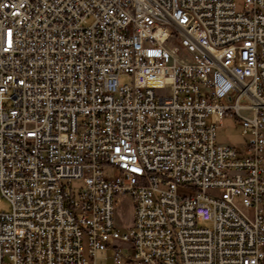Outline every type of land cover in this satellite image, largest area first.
<instances>
[{
	"label": "built area",
	"instance_id": "2783aa9c",
	"mask_svg": "<svg viewBox=\"0 0 264 264\" xmlns=\"http://www.w3.org/2000/svg\"><path fill=\"white\" fill-rule=\"evenodd\" d=\"M0 199V264H264V0H0Z\"/></svg>",
	"mask_w": 264,
	"mask_h": 264
},
{
	"label": "rangeland",
	"instance_id": "374dc122",
	"mask_svg": "<svg viewBox=\"0 0 264 264\" xmlns=\"http://www.w3.org/2000/svg\"><path fill=\"white\" fill-rule=\"evenodd\" d=\"M236 10H241L240 4L238 1H236ZM120 82L122 83H129L130 77L128 76H120ZM215 140L218 145L222 146H231L235 147L237 149H242L243 146H245V137L241 135V127L238 125L237 118L235 116L229 117L226 116L221 124V126L215 131ZM80 186L79 182H73L72 187H78ZM179 194L187 195L189 193L188 190H178ZM9 205L5 200L0 199V211H8ZM247 214L250 215L248 212ZM130 220V212H129V218ZM84 249L86 251V243L84 242ZM85 257L89 260L88 254L85 252ZM107 259L103 261V255L98 254L97 255V264H111L110 255H106Z\"/></svg>",
	"mask_w": 264,
	"mask_h": 264
}]
</instances>
